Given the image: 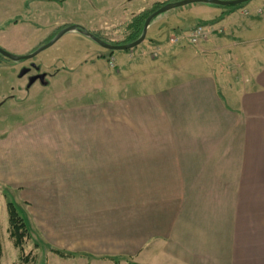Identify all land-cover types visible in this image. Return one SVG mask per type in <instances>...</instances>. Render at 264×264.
<instances>
[{
  "label": "rangeland",
  "instance_id": "rangeland-1",
  "mask_svg": "<svg viewBox=\"0 0 264 264\" xmlns=\"http://www.w3.org/2000/svg\"><path fill=\"white\" fill-rule=\"evenodd\" d=\"M180 1L0 0V47L12 55L25 56L46 44L58 30L70 25L80 26L110 45L122 43L128 36L127 25L136 16L150 12L156 4ZM209 8L217 7L193 3L160 14L148 26L144 41L131 50L109 51L71 31L32 59L13 62L0 58L1 264H22L21 257L26 256L29 264H142L140 254H145L146 250L140 253L143 243L140 239L141 209L149 218H146L147 222L145 219L144 231L155 233L153 215L156 207L150 205L151 199L147 198L151 193L138 187H78L75 183L80 184V180L89 178V172L85 168L74 170L75 163L68 164L64 160L74 157L71 156L73 149L78 146L87 149L92 146V141L96 146L93 139L79 140L81 130L98 124L97 117L91 112L92 105L115 99L106 84L115 74L112 72L117 64L114 61L128 58V54L136 62L145 64L158 59L162 53L166 55L169 48L203 56V50H207L210 52L207 65L195 64L194 61L184 68L188 61L184 59L177 66L180 72L177 70L178 73H175L186 77L188 73L198 74L205 69L209 71L207 66L211 67L216 73L219 92L224 100L232 106L235 104L239 91L225 87L226 83L241 77L238 70L240 60L234 59L235 51L241 54L252 52L242 48L234 51L233 47H228L227 43L233 35L228 28L239 26L250 16L255 18L258 9H262L264 17V0H253L234 10H229L232 7H219L222 17L228 16L229 19L226 29L212 28L211 21L217 22L220 17L213 20V15L207 11ZM205 19L210 22L201 24ZM198 25L205 27V38L191 44L188 41L190 32ZM263 30L264 25H260L249 39H257L259 34L264 33ZM223 37L229 38L227 43L221 41ZM234 43L246 47L243 36ZM256 46L264 50L263 45L258 43ZM245 61L243 67L247 71L256 67L255 61L248 55ZM97 68L101 73L99 84H95L97 79H93ZM35 74H43L44 77L36 80L27 90V78ZM123 81L120 80V83ZM129 85L130 91L121 90L120 97H128L127 93L138 94V87L143 88L135 82H129ZM141 92L144 93L143 90ZM76 107L87 113L83 114L84 119L78 121V130L70 126L69 118L65 120L64 116L66 109ZM144 200L149 201L146 203ZM10 202L15 205L26 229L22 254L13 247L9 238L6 204ZM150 219L152 222L148 223ZM125 238L132 241V249H124L127 252L98 247L100 241L107 239L113 243L119 240L117 243H120ZM91 243H96L97 248ZM147 244L146 249H149L151 240ZM115 246L118 248L121 244ZM154 249L147 251L148 256L154 258L150 263H178L166 254L163 256L164 252L158 256L160 262H155ZM53 251L65 256L60 257Z\"/></svg>",
  "mask_w": 264,
  "mask_h": 264
},
{
  "label": "crops",
  "instance_id": "crops-1",
  "mask_svg": "<svg viewBox=\"0 0 264 264\" xmlns=\"http://www.w3.org/2000/svg\"><path fill=\"white\" fill-rule=\"evenodd\" d=\"M220 9L207 10L212 19L220 17L213 29L229 26L228 16L222 17ZM261 10L255 18L250 16L239 26L228 28L232 40L221 38L223 43L229 40L227 45L234 51L252 52L235 51V57L231 56L240 60L241 76L225 86L239 91L233 106L219 92L211 67L198 74L188 73L189 77L176 74L184 59L188 60L184 68L194 61L207 65V50L203 56L169 48L166 55L145 64L128 54V58L114 61L115 74L106 84L115 99L92 105L98 124L81 130L79 140L93 139L96 146L93 141L87 149L78 146L73 149L74 157L64 160L75 163L74 170L89 172V178L75 183L78 187H138L151 193L147 198L156 207L155 233L144 231L149 218L141 209L140 239L145 240L140 253L155 247V262H160L158 256L164 252L163 256L177 264H264V50L256 46H264V33L249 39L264 25ZM241 36L246 47L234 43ZM247 55L256 63L248 71L243 67ZM98 68L93 75L95 84L101 79ZM246 71L249 73L244 75ZM129 82L143 88L138 87V94L120 97L121 90L130 91ZM66 113L65 120L69 118L76 130L87 114L78 107L66 109ZM149 240L152 244L146 249ZM117 242L106 239L98 247L132 249V241L126 238ZM118 244L121 247L115 246ZM91 246L97 248L96 243ZM146 253L140 254V262L153 264L150 260L154 258Z\"/></svg>",
  "mask_w": 264,
  "mask_h": 264
},
{
  "label": "water",
  "instance_id": "water-1",
  "mask_svg": "<svg viewBox=\"0 0 264 264\" xmlns=\"http://www.w3.org/2000/svg\"><path fill=\"white\" fill-rule=\"evenodd\" d=\"M250 0H232V1H223V0H182L180 2H175L172 4H165L163 5L161 8H159L157 11H155L154 13H152L151 15H149L142 27V33L140 35V37L135 40L134 42H131L129 44H125V45H110L107 44L97 38H95L93 35H91L90 33L86 32L83 29H80L79 27H77L76 25H72L69 26L65 29H62L61 31H59L56 36L49 41L47 44L39 47L38 49H36L34 52H32L31 54L27 55V56H15L12 55L4 50H2L0 48V55H2L3 57L13 61V62H17V61H21V60H29L32 59L33 57H35L36 55H38L40 52H42L43 50L51 47L57 40H59L64 34H66L67 32H71V31H78L81 34L87 36L88 38H90L91 40H93L95 43H97L99 46H101L102 48L109 50V51H126V50H131L137 46H139L145 39L146 36V31L148 26L150 25L151 21L159 16L160 14H163L173 8H177V7H183L186 6L188 4H193V3H202V4H211L214 6H218V7H230V6H238V5H242L245 3H248ZM43 75H39L38 77H32L29 79L28 81V86H31L36 80H42L43 79Z\"/></svg>",
  "mask_w": 264,
  "mask_h": 264
},
{
  "label": "trees",
  "instance_id": "trees-1",
  "mask_svg": "<svg viewBox=\"0 0 264 264\" xmlns=\"http://www.w3.org/2000/svg\"><path fill=\"white\" fill-rule=\"evenodd\" d=\"M164 4H156L153 8V10H151L150 12H146L144 14H141L139 16H136L128 25V36L127 38L124 40V42L122 43H116L114 45H125V44H129L131 42H134L135 40H137L141 33H142V27L143 24L146 20V18L153 13L155 10L159 9L160 7H162ZM243 5V4H242ZM240 7V5H238ZM238 6H230L232 7L229 10H234L235 8H239ZM219 8V7H218ZM213 23H216V20L211 21ZM207 22H203L201 24H205ZM211 23V24H213ZM6 212H7V222H8V233H9V238L12 241L13 247L15 249H17L19 251V254L21 252L22 254V245H23V241L25 239V225L22 221V219L19 217L17 209L15 207V205L13 203H7L6 204ZM54 253H56L58 256L60 257H64L65 255H63L62 253H58L57 251H53ZM2 256V252H1V243H0V259ZM26 256L25 258L21 257V263L22 264H29L30 262H28ZM20 258V256H19Z\"/></svg>",
  "mask_w": 264,
  "mask_h": 264
},
{
  "label": "built area",
  "instance_id": "built-area-1",
  "mask_svg": "<svg viewBox=\"0 0 264 264\" xmlns=\"http://www.w3.org/2000/svg\"><path fill=\"white\" fill-rule=\"evenodd\" d=\"M206 28L208 30V27H206ZM205 35H206L205 27L202 25H198V26L194 27L192 29V31L190 32V36L188 38V41L191 44H197L201 39L205 38ZM171 41L173 42V40H171Z\"/></svg>",
  "mask_w": 264,
  "mask_h": 264
},
{
  "label": "flooded vegetation",
  "instance_id": "flooded-vegetation-1",
  "mask_svg": "<svg viewBox=\"0 0 264 264\" xmlns=\"http://www.w3.org/2000/svg\"><path fill=\"white\" fill-rule=\"evenodd\" d=\"M164 5H165V4H164ZM216 7H218V6H216ZM160 8H161V7H160ZM157 10H158V9H157ZM157 10H155V11H157ZM155 11H154V12H155ZM154 12H153V13H154ZM151 14H152V13H151ZM151 14H150V15H151ZM157 17H158V16H157ZM155 18H156V17H155ZM155 18H154V19H155ZM154 19H153V20H154ZM153 20L151 21V23L153 22ZM151 23H150V24H151ZM70 26H72V25H70ZM76 26H77V25H76ZM67 27H69V26H66V27L61 28L60 30H58V31L56 32V34H57L59 31H61L62 29H65V28H67ZM77 27H79L80 29H83V28L80 27V26H77ZM83 30H84V29H83ZM72 32H73V31H72ZM74 32H78V31H74ZM86 32H87V31H86ZM78 33L81 34L80 32H78ZM88 33H89V32H88ZM56 34H55V35H54L49 41H51V40L56 36ZM90 34L93 35L95 38L99 39L97 36H95V34H93V33H90ZM81 35L84 36V37H86V38H88L87 36H85V35H83V34H81ZM89 39H90V38H89ZM99 40H101V39H99ZM49 41H48V42H49ZM57 41H58V40H57ZM57 41H56V42H57ZM101 41H102V40H101ZM48 42H47V43H48ZM56 42H55V43H56ZM103 42H104V41H103ZM47 43H46V44H47ZM105 43H106V42H105ZM107 44H108V43H107ZM109 44H110V43H109ZM43 45H45V44H43ZM43 45H41V46H43ZM41 46L36 47V48H35L34 50H32L29 54H31L32 52H34L36 49H38V48L41 47ZM0 48H1V47H0ZM1 49H2V48H1ZM2 50H3V49H2ZM29 54H28V55H29ZM25 56H27V55H25ZM0 58L7 59V58L3 57L2 55H0ZM7 60H9V59H7ZM10 61H11V60H10ZM23 61H25V60H21V61H17V62H23ZM36 70H37V68H36ZM39 75H43V74H35V75H33L32 77H38ZM32 77H31V76H28V78H27L28 81H29V79L32 78ZM39 83L41 84V82H39ZM42 83H43V82H42ZM27 84H28V83H27ZM27 84H26L25 88L28 90V89L31 88L32 85H31V86H27Z\"/></svg>",
  "mask_w": 264,
  "mask_h": 264
}]
</instances>
